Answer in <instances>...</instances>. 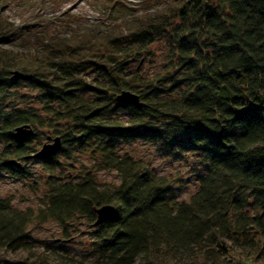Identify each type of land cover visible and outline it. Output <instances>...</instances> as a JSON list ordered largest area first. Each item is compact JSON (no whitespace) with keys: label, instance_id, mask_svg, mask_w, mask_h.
Instances as JSON below:
<instances>
[{"label":"trees","instance_id":"trees-1","mask_svg":"<svg viewBox=\"0 0 264 264\" xmlns=\"http://www.w3.org/2000/svg\"><path fill=\"white\" fill-rule=\"evenodd\" d=\"M160 1L163 9L152 18L140 16L132 27L70 37L55 32L34 52L0 44V101L18 83L12 69L30 75L21 80L43 91L46 112L67 122L57 132L60 146L66 140L93 146L99 161L119 174L116 186L92 177L53 184L42 213L63 223L74 214L93 218L94 208L112 204L116 215L95 230V259L0 255V264H239L232 255L264 262V0ZM112 8L117 14L133 9L116 2ZM6 33L13 29L0 22V37ZM156 39L164 40L169 59L145 83L147 95L132 85L140 74L135 70L128 77L125 63L145 54ZM94 67L101 79L90 89L85 75ZM121 89L138 94L142 106L116 101ZM88 90L95 96L85 97ZM175 90L176 97L169 95ZM112 108H129L127 121L111 118ZM42 122L30 109L4 111L0 105V136L16 145L4 156L27 158L24 141L8 133L16 125ZM116 138H164L191 148L204 171L196 190L185 201L170 202L168 178L140 159L119 155ZM60 146L40 159L43 165L50 168L55 154L66 152ZM2 168L20 173L13 165ZM31 215L0 201V246L21 242ZM184 257L187 262L180 261Z\"/></svg>","mask_w":264,"mask_h":264},{"label":"rangeland","instance_id":"rangeland-1","mask_svg":"<svg viewBox=\"0 0 264 264\" xmlns=\"http://www.w3.org/2000/svg\"><path fill=\"white\" fill-rule=\"evenodd\" d=\"M114 2L122 9L132 7L131 14H117L112 8ZM161 9L163 2L159 0H0V22L9 30L13 29L12 34L6 33L0 37V44L14 51L34 52L42 48L43 39L52 33L64 32L70 37L74 33L92 29L105 32L108 29L115 30L118 26L132 27L140 16L147 15L146 17L152 18ZM168 59V47L164 40L156 39L145 54L125 63L128 77L135 70L140 74V79H133L132 85L148 95L150 92L145 83L160 73ZM95 79L100 80L101 73L95 67L90 68L85 75L90 89L94 87ZM181 87L180 85L179 88ZM83 94L85 97L95 96L90 90ZM169 95L176 97L177 90ZM44 102L43 91L21 79L8 89L6 96L0 101L4 111L13 108L30 109L43 119L42 126L27 123L32 133L24 143L30 154L39 149L43 142H47L48 135H59L57 132L67 126V122L57 121L51 112H46ZM113 105L115 103L111 106ZM130 113L129 108H112L108 115L124 123ZM113 144L119 155L127 154L134 159H140L157 174L168 178L171 187L166 197L170 202L187 200L196 190L204 172L198 156L191 148H184L183 144L177 145L164 138H116ZM61 145L66 152L55 154L53 161L49 163L50 168L47 167L48 164L43 165L39 158L28 155L27 158L16 159L19 162L17 168L20 169V173L16 174L3 169L1 164L7 158L4 154L13 151L16 145L0 136V201H6L10 209H29L32 213L24 226L21 242L0 246L2 257L10 260L44 257L48 260L72 258L91 261L99 255V243L95 236V230L99 226L93 224L95 216L90 218L74 214L60 223L54 218L42 217V213L46 209L53 184L77 182L92 177L98 184L116 186L119 183V174L99 161V154L93 150V146L75 147L70 140ZM187 260L184 257L180 261ZM232 261L240 262L239 264H264L261 259H240L236 255H232ZM175 263L180 262L167 260V264Z\"/></svg>","mask_w":264,"mask_h":264},{"label":"water","instance_id":"water-1","mask_svg":"<svg viewBox=\"0 0 264 264\" xmlns=\"http://www.w3.org/2000/svg\"><path fill=\"white\" fill-rule=\"evenodd\" d=\"M11 75L15 79H28L30 75L22 73L21 71L17 69H13L10 71ZM115 100L123 103V104H132L136 108H140L142 106V102L139 100L138 94L135 92L128 90V89H121L117 94L115 95ZM144 129H148L147 127H144ZM32 133V129L30 126L26 123L16 125L9 133L8 135L13 138L14 140L21 142L24 141L28 135ZM47 142H43L39 149H37L34 153L29 154L31 157L43 159L47 155L54 154L57 149L60 146V136H47L46 137ZM2 165H13L15 167L19 166V162L14 158H7L3 161H1ZM95 213V219L93 221V224L95 226H98L102 222H104L107 219H112L116 215V209L112 204H102L96 208H94Z\"/></svg>","mask_w":264,"mask_h":264}]
</instances>
